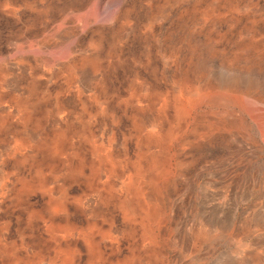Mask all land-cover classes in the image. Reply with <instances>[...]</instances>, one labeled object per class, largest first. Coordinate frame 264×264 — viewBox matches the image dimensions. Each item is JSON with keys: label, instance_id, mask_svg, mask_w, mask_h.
Segmentation results:
<instances>
[{"label": "rangeland", "instance_id": "rangeland-1", "mask_svg": "<svg viewBox=\"0 0 264 264\" xmlns=\"http://www.w3.org/2000/svg\"><path fill=\"white\" fill-rule=\"evenodd\" d=\"M0 264H264V0H0Z\"/></svg>", "mask_w": 264, "mask_h": 264}, {"label": "crops", "instance_id": "crops-1", "mask_svg": "<svg viewBox=\"0 0 264 264\" xmlns=\"http://www.w3.org/2000/svg\"><path fill=\"white\" fill-rule=\"evenodd\" d=\"M40 69H43V71H42V76H41V77L45 78V76L48 74V73H47L48 71L44 70L45 67H44V68H43V67H40Z\"/></svg>", "mask_w": 264, "mask_h": 264}]
</instances>
